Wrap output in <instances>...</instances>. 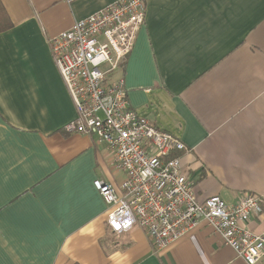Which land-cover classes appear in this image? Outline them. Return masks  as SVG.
Instances as JSON below:
<instances>
[{"label":"crops","instance_id":"crops-1","mask_svg":"<svg viewBox=\"0 0 264 264\" xmlns=\"http://www.w3.org/2000/svg\"><path fill=\"white\" fill-rule=\"evenodd\" d=\"M114 1L2 0L0 264H248L205 220L159 251L138 226H106L94 181L125 174L105 143L65 129L76 108L49 38ZM144 1L122 70L131 106L188 146L199 200L264 207V0ZM250 220L264 231V211Z\"/></svg>","mask_w":264,"mask_h":264},{"label":"built area","instance_id":"built-area-1","mask_svg":"<svg viewBox=\"0 0 264 264\" xmlns=\"http://www.w3.org/2000/svg\"><path fill=\"white\" fill-rule=\"evenodd\" d=\"M144 18V0H115L49 38L76 108L65 129L105 143L125 174L118 187L94 181L107 205L106 226L116 235L138 226L159 251L205 220L237 257L256 264L264 259V231L250 219L263 213L261 197L247 194L231 205L218 195L199 200L181 159L188 146L131 106L122 70Z\"/></svg>","mask_w":264,"mask_h":264},{"label":"trees","instance_id":"trees-1","mask_svg":"<svg viewBox=\"0 0 264 264\" xmlns=\"http://www.w3.org/2000/svg\"><path fill=\"white\" fill-rule=\"evenodd\" d=\"M13 26V21L2 0H0V32L9 30V28L11 29Z\"/></svg>","mask_w":264,"mask_h":264},{"label":"snow or ice","instance_id":"snow-or-ice-1","mask_svg":"<svg viewBox=\"0 0 264 264\" xmlns=\"http://www.w3.org/2000/svg\"><path fill=\"white\" fill-rule=\"evenodd\" d=\"M117 227H118V225H117Z\"/></svg>","mask_w":264,"mask_h":264}]
</instances>
